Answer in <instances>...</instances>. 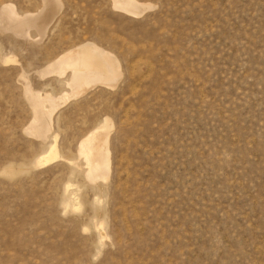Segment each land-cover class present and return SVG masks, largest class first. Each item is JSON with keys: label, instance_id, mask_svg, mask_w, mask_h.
I'll return each mask as SVG.
<instances>
[{"label": "rangeland", "instance_id": "1", "mask_svg": "<svg viewBox=\"0 0 264 264\" xmlns=\"http://www.w3.org/2000/svg\"><path fill=\"white\" fill-rule=\"evenodd\" d=\"M0 264H264V0H0Z\"/></svg>", "mask_w": 264, "mask_h": 264}, {"label": "bare ground", "instance_id": "2", "mask_svg": "<svg viewBox=\"0 0 264 264\" xmlns=\"http://www.w3.org/2000/svg\"><path fill=\"white\" fill-rule=\"evenodd\" d=\"M118 3L119 2H117V4ZM122 3H119V4H122ZM131 3H132V1H131ZM131 3H130V6H131ZM124 7H121V8L124 9ZM130 8H133L134 11L139 9V7H137V6H133ZM130 11H131V9H130ZM78 60L83 61V63L78 64L76 66L75 63ZM66 61H67L68 66L73 65L72 66L73 75H71V78H70V81H71L70 85H71V88L73 89V91L76 92V94L82 93L84 91V89L90 85H93L95 83L100 84L103 82L105 84L106 82L110 81L111 78L115 77L114 72L112 70V66H111L109 60L107 59V57L105 55H103L102 53H96L93 50V48H89L87 46L78 49L74 54H70L69 57H66ZM74 66H76V67H74ZM113 69L115 70V67ZM96 72L97 73L100 72V74L97 75ZM47 100L48 99H46V101ZM36 108H37V106H36ZM39 123H40V119H39ZM102 127L103 126H101V128ZM105 129H106V127H105ZM95 130H97V129H95ZM95 130L93 131V133L95 132ZM102 130H103V128H102ZM97 132L99 133L101 131H97ZM93 133L88 135V137L86 139V141H87L86 144L81 143L83 145L82 147L79 144V146H80L79 148H81L79 151L86 159V163L88 165L89 172L91 174H93V177L95 179H97L98 174L100 177L104 176V175L107 176L106 174H107V170H108V161H107L108 157H106V155H108V153L106 154V150H105L106 147L104 146L105 149L103 147L104 143L106 142V139L104 140L105 142L103 141L104 142L103 145L98 147V148L94 147L92 145V143L94 141V140L91 141L93 138V136H92ZM102 133H103V131H102ZM105 133H107V132H105ZM101 135H103V134H100V136ZM91 136H92V138H91ZM105 137H106V135L103 136V138H105ZM90 138H91V140H90ZM96 145H97V143H96ZM56 157H57L56 152L51 153V150H50V152L42 154V156L38 159V161L40 163H46L50 160L55 159ZM87 173H88V171H87ZM94 175H97V176H94ZM90 178H91V175H89V179ZM104 178H106V177H104ZM95 179H93V180H95Z\"/></svg>", "mask_w": 264, "mask_h": 264}]
</instances>
